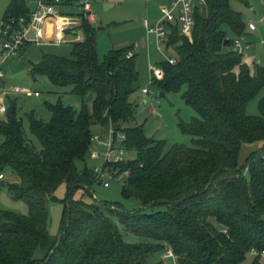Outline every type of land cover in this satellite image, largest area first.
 <instances>
[{
  "label": "trees",
  "instance_id": "1",
  "mask_svg": "<svg viewBox=\"0 0 264 264\" xmlns=\"http://www.w3.org/2000/svg\"><path fill=\"white\" fill-rule=\"evenodd\" d=\"M28 10L25 0H13L4 20ZM246 28L230 0H207L196 10L192 41L172 27L166 45L177 64L163 63L165 77L157 84L165 94L186 88L183 97L197 117L179 126L196 138L192 148L166 151L164 141L129 125L135 117L130 96L139 80L135 57L114 50L100 62L89 22L71 59L44 54L32 75L73 87L82 110L58 102L48 104L49 121L27 114L40 148L27 138L14 103L0 116V175L12 171L9 194L28 208V215L0 209V264H148L169 249L178 264H261V258L248 259L252 249L264 250V148L251 152L243 165L240 154L244 145L264 146V99L260 116L246 113L264 87V69L252 75L228 36L241 37ZM95 125L123 128L137 159L120 166L130 171L122 197L139 200L141 209L74 199L78 190L90 194L97 181L93 170L77 167L90 151ZM64 184L62 227L52 236L48 202ZM155 207L163 209L148 212ZM120 226L144 242H126Z\"/></svg>",
  "mask_w": 264,
  "mask_h": 264
},
{
  "label": "rangeland",
  "instance_id": "2",
  "mask_svg": "<svg viewBox=\"0 0 264 264\" xmlns=\"http://www.w3.org/2000/svg\"><path fill=\"white\" fill-rule=\"evenodd\" d=\"M13 0H0V27L4 22V15ZM29 4V10L34 12L39 0H25ZM231 8L242 15L247 28L241 37H236L232 33L228 36L233 41L241 44L238 50L243 55L244 63L249 67L252 75L259 74L260 69H264V0H230ZM94 13L97 22L94 24L96 30L97 54L100 62L111 51H127L138 46L136 51V65L139 73V80L136 83L135 91L130 96V102L135 106V117L130 122V126L143 127L149 139L164 141L166 151L173 146L196 147V138L184 134L179 126L181 122L189 123L197 117L195 111L187 105L184 99L186 88L179 91H169L165 97H161L163 90L153 80L151 67H158L163 70L162 64L168 62L169 58L175 56L173 48H167L165 43L158 49L155 39L148 34L144 26L147 21L150 26H154L161 18V2L159 0H93ZM255 26L254 30L249 29V23ZM72 42L66 44L37 45L31 44L23 49L17 56L10 58L5 66L4 88L11 93L10 103H14L17 108L18 118L23 120L27 138L40 148L39 141L31 134L27 114H35L43 121L51 119L48 104L63 103L72 107L75 111L82 110V98L73 92L71 86H57L53 84L45 75L33 76L31 69L38 64L44 54H49L65 59L72 58ZM25 74V78L15 77ZM15 88L23 91L39 92L40 98H28L25 95L12 94ZM148 89L153 95H144L143 90ZM264 99V87L247 105L246 113L249 116L258 117L261 115L260 102ZM3 118V117H2ZM104 129V132H103ZM106 128L99 125L92 127L93 137L106 135ZM4 137L0 134V145ZM97 148V145L94 146ZM264 148L261 144L244 145L240 154V164L243 165L254 150ZM100 152L103 149L98 148ZM137 155L134 150L129 151L127 161H134ZM104 161H96L92 158V150L89 151L84 161H78L77 167L83 171L86 167L91 170L103 168ZM248 176V173H245ZM4 180H0V209L21 215H28V208L22 201L11 198L8 185L15 182L11 170L3 172ZM108 183L106 188L102 183ZM123 181L118 178L105 175L102 182L96 181L90 190V194L78 190L75 200H84L87 203H120L127 211L141 209L142 203L137 199H124L122 197ZM67 195L66 184L62 185L54 194L55 199L48 202L49 222L48 230L52 236L60 233L63 214L64 201ZM162 207L148 209V212L162 210ZM264 219V214H263ZM120 231L124 240L131 244H138L144 240L127 232L123 226ZM166 252L153 255L148 264H157L163 261L164 264H175L172 259H165ZM253 260L249 257L248 263ZM264 264V260L260 261Z\"/></svg>",
  "mask_w": 264,
  "mask_h": 264
},
{
  "label": "built area",
  "instance_id": "3",
  "mask_svg": "<svg viewBox=\"0 0 264 264\" xmlns=\"http://www.w3.org/2000/svg\"><path fill=\"white\" fill-rule=\"evenodd\" d=\"M207 0H172L161 10L162 18L154 25L150 26L147 21L144 26L148 34L152 36L160 49L161 44H167L172 27H178L179 34L192 41L195 27V13L199 8L206 6ZM29 7V4H28ZM89 22L94 25L97 16L94 13L93 0H39L34 12L28 10L25 15L9 16L0 27V116H5L9 111V97L11 93L4 88L5 66L7 61L17 56L23 49L31 44H66L77 43L83 40L82 25ZM250 30L255 26L250 23ZM235 49H240L239 41L234 43ZM138 46L129 50L126 54L128 59L136 57ZM168 63L172 66L177 64L176 56L169 58ZM153 80L162 81L165 77L164 70L158 67H151ZM14 95H25L28 98H40L39 92L23 91L15 88ZM144 95H153L148 89L143 90ZM121 130L109 127L106 135L92 138V158L96 161H104L103 168L94 170L96 180L102 182L105 175L125 181L129 175V170L122 171L120 166L127 164L129 148L127 147V136ZM97 145V148L94 146ZM98 148L103 149L100 152ZM5 176L0 175V180ZM108 188L109 184L102 183ZM226 233V231H223ZM250 255L254 258L264 260V250L252 249ZM165 259L174 260L178 264V258L169 249L164 255Z\"/></svg>",
  "mask_w": 264,
  "mask_h": 264
},
{
  "label": "water",
  "instance_id": "4",
  "mask_svg": "<svg viewBox=\"0 0 264 264\" xmlns=\"http://www.w3.org/2000/svg\"><path fill=\"white\" fill-rule=\"evenodd\" d=\"M230 43H231L230 40H226V42H225V46L230 45ZM25 76H26L25 74H21V75L16 76L15 78H16V79H23V78H25ZM165 95H166V94H165L164 92H162L160 96H161V97H165ZM14 111H15V108L13 109V112H14Z\"/></svg>",
  "mask_w": 264,
  "mask_h": 264
},
{
  "label": "crops",
  "instance_id": "5",
  "mask_svg": "<svg viewBox=\"0 0 264 264\" xmlns=\"http://www.w3.org/2000/svg\"><path fill=\"white\" fill-rule=\"evenodd\" d=\"M172 0H159V2H161V7L163 8L164 6H166V5H168L170 2H171ZM28 5V4H27ZM162 8H161V10H162ZM9 9V8H8ZM7 9V10H8ZM6 13H7V11L5 12V15H6ZM5 15H4V18H5ZM250 23H251V21H250ZM249 23V24H250ZM5 82V81H4ZM103 132H104V129H103Z\"/></svg>",
  "mask_w": 264,
  "mask_h": 264
}]
</instances>
